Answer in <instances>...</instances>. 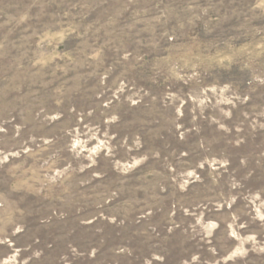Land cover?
I'll return each mask as SVG.
<instances>
[{
    "label": "rangeland",
    "instance_id": "obj_1",
    "mask_svg": "<svg viewBox=\"0 0 264 264\" xmlns=\"http://www.w3.org/2000/svg\"><path fill=\"white\" fill-rule=\"evenodd\" d=\"M0 264H264V0H0Z\"/></svg>",
    "mask_w": 264,
    "mask_h": 264
}]
</instances>
